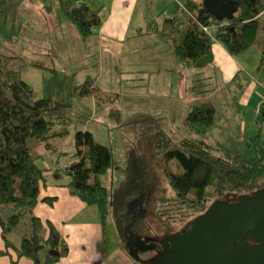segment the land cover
Masks as SVG:
<instances>
[{"label":"trees","instance_id":"1","mask_svg":"<svg viewBox=\"0 0 264 264\" xmlns=\"http://www.w3.org/2000/svg\"><path fill=\"white\" fill-rule=\"evenodd\" d=\"M7 1L0 0V6ZM181 1L183 9L166 18L162 25L156 19H149L146 27L139 28L140 34H157L187 66L197 69L192 89L196 95L204 96L190 106L185 118L177 124L185 130L179 144H173L172 137L163 130H158L156 135V150L163 152L162 162L171 189L154 199V210L163 226L171 231L205 212L216 200L229 196L233 199L230 201H235L241 194L264 189L261 143L264 103L257 112L259 130L248 143L254 149L252 154L235 143L229 155L223 157L218 152L220 148L206 137L218 121L217 106L222 105L208 98L216 90L213 78L218 77L214 43L220 41L234 56L256 46L260 50L258 68H264V0H233V7L217 16L206 1ZM49 2L50 8L52 0ZM59 4L85 36L93 35L103 23L100 13L87 2L59 0ZM26 64L21 55L0 52V226L6 243L2 252L17 253L16 257L12 252L9 264H19L23 257L33 259L36 264H55L68 255L69 243L56 224L51 220L45 222L35 209L40 202L55 205L59 197L44 191L50 185L49 168L37 163L27 142L35 137L44 141L46 147L58 149L53 139L70 134L74 117L69 110L57 107L52 98L38 94L22 74ZM238 77L239 73L233 81ZM203 85L208 88L204 89ZM74 92L84 97L94 96L97 112L109 109L113 116L122 115L116 103L120 94L104 90L96 78L74 82ZM228 96H231L229 91ZM232 100L239 108L237 97ZM75 147L71 163L53 161L54 184L69 187L88 206L97 205L105 230L112 200L102 174L114 166V153L90 129L77 131ZM21 209L31 210V231L23 233L17 243L12 234L19 229L23 218L18 213Z\"/></svg>","mask_w":264,"mask_h":264},{"label":"rangeland","instance_id":"2","mask_svg":"<svg viewBox=\"0 0 264 264\" xmlns=\"http://www.w3.org/2000/svg\"><path fill=\"white\" fill-rule=\"evenodd\" d=\"M24 1L21 0L17 5L20 7ZM39 4L42 9L47 6L45 0H40ZM54 4L58 9L59 0H54ZM27 7L31 5L24 4L21 11H11L6 4L0 6V52L23 56L27 60L22 69L24 78L34 85L40 96L52 98L57 107L69 110L74 117L70 134L53 139L58 148L56 150L46 147L45 142L38 138H28L27 144L37 163L49 168L47 175L52 179L53 161L71 163L76 149L75 135L78 130L85 129H90L98 141L109 146L115 159L114 166L102 174V181L108 186L112 200L111 217L106 229L98 206H88L71 191L72 196L78 197L87 206L84 210H66L65 217L60 218L61 234L67 239L70 249L68 255L55 264H93L94 259L100 264H140L135 262L127 250L126 230L129 223L134 225L135 221L129 205L135 201L140 182L144 179L147 188H154L153 201L145 217L137 215L138 224L134 230L141 232L142 227H149L159 233L166 231L167 226H163L154 210V199L171 189L162 162L163 152L156 150V135L158 130L167 132L173 144H179L185 135V130L179 129L177 124L185 118L190 106L204 97L196 95L192 89L196 83L193 78L197 69L187 66L168 49L162 39L159 41L156 37L145 36L137 38L136 29H131L118 41L100 37L97 33L88 37L74 27L70 29L67 24L62 28L66 36L62 35L59 40L58 37H54V40L46 38L40 49L29 43L28 29L21 30L23 24H29L22 19L24 16L21 18L25 9H29ZM33 7L37 9V5ZM36 12L44 16L47 13L44 10ZM140 24L146 26L147 20L142 23L141 18L135 17L133 25ZM38 26L35 25L33 30ZM53 41L61 44L60 49L53 46L48 48ZM40 51L49 58L37 64L31 56L35 53V56H39ZM258 51L256 46H252L243 52L245 54L242 57L251 54L253 69H245L237 80L225 84L220 77L213 78L216 90L208 94V98L222 105L217 106L218 121L209 129L206 137L220 148L218 152L223 157L229 155L235 143L242 150L251 154L254 152L248 144L249 136L259 130L257 112L261 111L260 107L264 103L261 99L264 98V68H257L259 63L256 60L260 56ZM88 77L96 78L104 90L120 94L116 101L122 110L120 117L111 115L109 109L97 112L94 96L84 97L74 92V82H84ZM203 88L207 89L208 85H203ZM228 91L232 97H237L239 108L233 104L231 96L227 97ZM57 193L49 195L66 196ZM245 194L248 193L240 196ZM225 200L233 199L227 196ZM67 205L75 207L77 204ZM30 211H18L23 218L19 229L12 234L17 243H20L23 233L31 231ZM42 219L45 222L53 221ZM5 249V240L0 235V264L11 262L10 253L2 252ZM12 252L17 257V253ZM21 259L27 263L32 260L30 263L36 264L28 257Z\"/></svg>","mask_w":264,"mask_h":264},{"label":"crops","instance_id":"3","mask_svg":"<svg viewBox=\"0 0 264 264\" xmlns=\"http://www.w3.org/2000/svg\"><path fill=\"white\" fill-rule=\"evenodd\" d=\"M20 1L21 0H8L5 4L6 6L8 5L11 11L15 9L21 11L24 4L31 5V7H27L29 9L24 8L25 12L22 11L24 15L21 16V18L24 16L22 19H25V21L27 20L26 23H29L26 26H24L23 24L21 26V30L28 29L27 39L29 40V43L31 45L35 47H40L41 49L46 41L45 40L46 38H51V40H54V37H58L59 40L60 38H62V35L66 36L65 32H62V28L64 29V27L67 24L69 25L70 29L74 27L77 29V31L81 33L78 26L74 24L61 10L60 4H59V8L56 9L54 0H52V6L50 8H49L50 0H45L46 1L45 5L47 6L44 7V9L40 8L42 6L39 4L40 0H25L23 2L24 4L20 5L19 7L17 4ZM79 1L87 2L95 10H97L102 16L103 23L96 30L95 33H97L100 37L107 38L109 40L113 39L118 41H120V39H123L131 29H136L137 38L143 36L152 37V38L156 37L160 41L161 38L155 33L145 32L144 34H140L139 28L146 27L149 19H156L158 23L162 25L163 21L166 18L175 16L184 7V2H182L181 0H146V1L145 0L144 1L143 0H79ZM197 1H206V0H197ZM35 5H37V9L36 7H33ZM36 10H42V11L44 10L47 11V13L44 16V14L42 13L38 14ZM35 12L37 14H35ZM52 13H56V14L52 15ZM51 16L54 17L51 18ZM135 17L141 18L142 23L143 21L147 20L146 26H144L143 24H140L139 26H134L133 21L135 20ZM35 25H39V26L37 27V29L33 30ZM42 30L44 31L43 33ZM50 46H53L56 49H60L61 44H58L53 41L48 45V48ZM40 49H38V51ZM213 50H214V67L216 74L218 77L221 78V82H224L225 84L231 83L233 79L236 77V75H238V73L240 77L241 73L245 69L247 70L249 68L253 69V65H252L253 63L251 64L250 62L251 54L245 55L246 57H242L244 56L243 54L245 53L234 56L226 49V47L220 41H216L214 43ZM36 54L37 53L31 56V58L34 59L37 64L43 63V61L46 62L49 58V56H44L42 54V51H40L39 56L38 55L35 56ZM257 54L260 55V51H258ZM259 60H260V56L256 60L257 64L259 63ZM261 99L264 100V98ZM252 135L254 134H251L249 136V140ZM261 143L262 145H264V127H263V135H262ZM49 181H50V185L44 188L45 192L47 193L58 192L57 194L66 195V196L64 198L62 196L59 197L60 199L59 201L56 202L55 206H50L45 202H40L39 206L35 209V213L41 216L42 218L52 219L53 221H55L57 227L62 233L60 228L61 227L60 218L65 217V211L66 210L69 211L72 208H76L77 210H84L86 208L85 206L87 205L83 204L78 197L72 196L71 189L69 187L58 186L54 184L55 180L53 179V177L52 179L49 178ZM67 203H76L77 205L75 207H71L70 205H67ZM61 204H63V206ZM0 235H2L1 226H0ZM121 248L122 247H120L119 249ZM11 254L12 253H10V255ZM96 260L97 259H94L95 262L93 264L95 263L100 264ZM31 261L32 260H30L29 263H27V261L21 259L20 264H31L30 263Z\"/></svg>","mask_w":264,"mask_h":264},{"label":"water","instance_id":"4","mask_svg":"<svg viewBox=\"0 0 264 264\" xmlns=\"http://www.w3.org/2000/svg\"><path fill=\"white\" fill-rule=\"evenodd\" d=\"M206 3L216 16L233 7V0ZM137 204L133 201L129 206ZM171 240L172 251H161L147 263L264 264V189L235 201H214Z\"/></svg>","mask_w":264,"mask_h":264},{"label":"flooded vegetation","instance_id":"5","mask_svg":"<svg viewBox=\"0 0 264 264\" xmlns=\"http://www.w3.org/2000/svg\"><path fill=\"white\" fill-rule=\"evenodd\" d=\"M153 189L154 188L152 186L147 188L144 184V179H142L140 182V188L138 190L139 192L134 198L135 202L138 203V207L136 209H130V213H132L135 218L134 225L130 223L129 225L127 224V250L135 262L140 264H148L147 262L161 251H172L174 249L173 245L175 244L171 240L172 236L181 232L183 227L188 223L187 222L184 226L176 231H171L167 227L164 233H159L158 231H154L149 227H142L141 232H136L134 227L136 224H138L137 215L145 217L146 211L149 210L151 207L149 205H151L153 201ZM130 226H132V228H130Z\"/></svg>","mask_w":264,"mask_h":264},{"label":"built area","instance_id":"6","mask_svg":"<svg viewBox=\"0 0 264 264\" xmlns=\"http://www.w3.org/2000/svg\"><path fill=\"white\" fill-rule=\"evenodd\" d=\"M207 30H209L207 27H206Z\"/></svg>","mask_w":264,"mask_h":264}]
</instances>
